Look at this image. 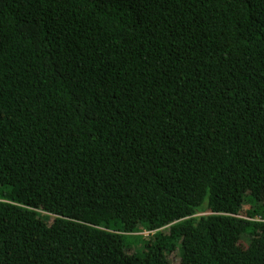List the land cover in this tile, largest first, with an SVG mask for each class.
<instances>
[{
  "label": "trees",
  "instance_id": "1",
  "mask_svg": "<svg viewBox=\"0 0 264 264\" xmlns=\"http://www.w3.org/2000/svg\"><path fill=\"white\" fill-rule=\"evenodd\" d=\"M0 264H264V0H0Z\"/></svg>",
  "mask_w": 264,
  "mask_h": 264
},
{
  "label": "rangeland",
  "instance_id": "2",
  "mask_svg": "<svg viewBox=\"0 0 264 264\" xmlns=\"http://www.w3.org/2000/svg\"><path fill=\"white\" fill-rule=\"evenodd\" d=\"M143 235H146V234H143Z\"/></svg>",
  "mask_w": 264,
  "mask_h": 264
}]
</instances>
